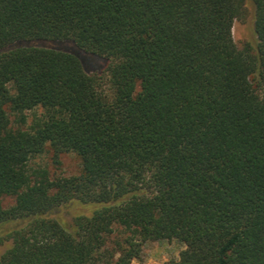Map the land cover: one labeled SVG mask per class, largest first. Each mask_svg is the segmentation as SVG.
<instances>
[{
    "label": "trees",
    "instance_id": "obj_1",
    "mask_svg": "<svg viewBox=\"0 0 264 264\" xmlns=\"http://www.w3.org/2000/svg\"><path fill=\"white\" fill-rule=\"evenodd\" d=\"M249 1L256 43L238 48L245 0H0V264H132L148 240L184 244L162 264H264V0ZM47 150L80 172L31 166ZM71 202L93 208L52 216ZM114 226L128 238L106 254Z\"/></svg>",
    "mask_w": 264,
    "mask_h": 264
},
{
    "label": "rangeland",
    "instance_id": "obj_2",
    "mask_svg": "<svg viewBox=\"0 0 264 264\" xmlns=\"http://www.w3.org/2000/svg\"><path fill=\"white\" fill-rule=\"evenodd\" d=\"M232 37L238 48H242L246 42H249L253 46L256 43V37L253 33V8L249 0H245L244 2L243 16L233 23ZM15 43H20L25 46H35L40 44L41 41H16ZM46 44L77 53L87 73L99 72L104 66L103 59L78 52L70 42L53 41L52 43L47 42ZM38 112L39 110L36 111V113ZM31 118L32 113L28 112V121ZM30 164L33 167L41 166L47 168L51 177L76 175L81 170L80 159L72 152L62 153L59 157V162L56 164L53 162L50 150H47L32 158ZM0 201L4 207L13 203L11 197H1ZM92 208L93 206L71 202L60 206L52 213V216H58L69 224L75 215H87ZM8 227V225L3 226V228H0V232L5 231ZM2 238L0 240V255L11 244L10 238L3 236ZM126 238H128V232L119 226H114L113 232L107 237L104 245L106 254L114 253L119 246H124ZM183 248L184 244L176 240H148L142 244L139 258L133 259L132 264H162L168 260L177 259L180 250ZM103 262L98 260L95 264H103Z\"/></svg>",
    "mask_w": 264,
    "mask_h": 264
}]
</instances>
